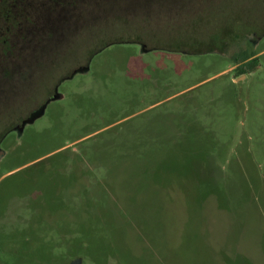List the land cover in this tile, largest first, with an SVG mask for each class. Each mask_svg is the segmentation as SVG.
Instances as JSON below:
<instances>
[{"label":"rangeland","instance_id":"rangeland-1","mask_svg":"<svg viewBox=\"0 0 264 264\" xmlns=\"http://www.w3.org/2000/svg\"><path fill=\"white\" fill-rule=\"evenodd\" d=\"M17 21L0 13V264H264V0L30 44Z\"/></svg>","mask_w":264,"mask_h":264},{"label":"trees","instance_id":"trees-1","mask_svg":"<svg viewBox=\"0 0 264 264\" xmlns=\"http://www.w3.org/2000/svg\"><path fill=\"white\" fill-rule=\"evenodd\" d=\"M91 1L98 4L92 10L88 5ZM106 1L108 0H81L82 7H78L73 0H0V13L7 18L9 23L16 18L18 19L15 29L18 34L26 35V37H23L24 41L30 44L38 35L42 36L40 42H47V39L57 32H61L60 40L70 39L69 34L67 35L68 38L66 34L68 32L74 33L71 30L72 26L76 25L72 21L73 18L83 19L85 22L80 27L81 29L87 28V32L90 34L94 27L111 24L126 26L128 22H140L145 19L146 23L156 18L160 19L164 15L167 17L177 11L181 3L191 0H114L115 3L105 4ZM194 1L199 3L202 0ZM31 4H37L35 8L37 14L33 18H31ZM97 9L103 12L101 11L95 15L97 16L95 17V23L88 24V14ZM47 12L49 13L47 14ZM25 16L31 18L30 28H27L28 23L24 19ZM63 26L68 28L66 33H63ZM92 34L95 33L92 32L90 35ZM7 44H9L8 41ZM234 59L236 61L234 72L238 77L252 73L259 67V57L256 53L243 51L234 56Z\"/></svg>","mask_w":264,"mask_h":264},{"label":"water","instance_id":"water-1","mask_svg":"<svg viewBox=\"0 0 264 264\" xmlns=\"http://www.w3.org/2000/svg\"><path fill=\"white\" fill-rule=\"evenodd\" d=\"M143 48V47H142ZM144 49V48H143ZM89 70V66L86 68V69H81V70H78L75 72L74 76L77 74V73H85ZM62 98V95L58 94L54 100H58V99H61ZM47 105L46 104L39 112L33 114L31 117H29L28 119H26L25 121H23L21 127L19 128V132L21 133L23 130H24V127L27 125V124H31V123H34L38 118H40L41 116L44 115L45 113V110L47 108ZM2 152L0 151V156H1ZM70 264H83V261L82 259L78 258V259H75L73 261L70 262Z\"/></svg>","mask_w":264,"mask_h":264},{"label":"flooded vegetation","instance_id":"flooded-vegetation-1","mask_svg":"<svg viewBox=\"0 0 264 264\" xmlns=\"http://www.w3.org/2000/svg\"><path fill=\"white\" fill-rule=\"evenodd\" d=\"M137 44H139V46H141V47H143L144 45L142 44V43H137ZM90 61V60H89ZM88 67V65L85 67V68H80V69H78V70H81V69H86ZM78 70H76V71H78ZM76 71H74L70 76H68V77H70V78H72L73 76H74V74H75V72ZM70 78H65V79H63L62 81H64V80H66V79H70ZM58 95V86L57 85H55L54 86V94L50 97V98H48L38 109H36L33 113H31V115L29 116V117H31L33 114H35V113H37V112H39L46 104H49L50 102H52V101H54V99H55V97ZM25 121V120H24ZM23 123V122H22ZM21 127V126H20ZM20 127H17L16 129H14V130H16V131H19V128Z\"/></svg>","mask_w":264,"mask_h":264}]
</instances>
